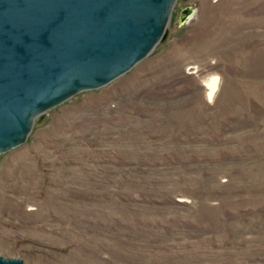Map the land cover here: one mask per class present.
I'll return each mask as SVG.
<instances>
[{
  "label": "rangeland",
  "instance_id": "rangeland-1",
  "mask_svg": "<svg viewBox=\"0 0 264 264\" xmlns=\"http://www.w3.org/2000/svg\"><path fill=\"white\" fill-rule=\"evenodd\" d=\"M0 257L264 264V0H176L145 59L36 119L0 155Z\"/></svg>",
  "mask_w": 264,
  "mask_h": 264
},
{
  "label": "water",
  "instance_id": "water-1",
  "mask_svg": "<svg viewBox=\"0 0 264 264\" xmlns=\"http://www.w3.org/2000/svg\"><path fill=\"white\" fill-rule=\"evenodd\" d=\"M175 1L0 0V155L22 145L47 111L145 59ZM192 14L181 12L179 25Z\"/></svg>",
  "mask_w": 264,
  "mask_h": 264
},
{
  "label": "bare ground",
  "instance_id": "bare-ground-1",
  "mask_svg": "<svg viewBox=\"0 0 264 264\" xmlns=\"http://www.w3.org/2000/svg\"><path fill=\"white\" fill-rule=\"evenodd\" d=\"M204 85L207 92V99L211 100L217 89V79L216 78L208 79L204 81Z\"/></svg>",
  "mask_w": 264,
  "mask_h": 264
}]
</instances>
